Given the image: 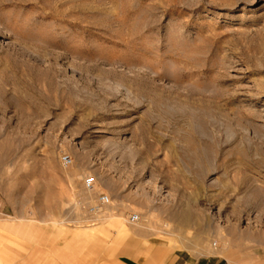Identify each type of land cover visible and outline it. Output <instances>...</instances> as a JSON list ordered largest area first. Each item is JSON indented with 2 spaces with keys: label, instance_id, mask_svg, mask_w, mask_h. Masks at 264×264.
Here are the masks:
<instances>
[{
  "label": "rangeland",
  "instance_id": "obj_1",
  "mask_svg": "<svg viewBox=\"0 0 264 264\" xmlns=\"http://www.w3.org/2000/svg\"><path fill=\"white\" fill-rule=\"evenodd\" d=\"M0 199L110 254L264 264V0H0Z\"/></svg>",
  "mask_w": 264,
  "mask_h": 264
},
{
  "label": "crops",
  "instance_id": "obj_2",
  "mask_svg": "<svg viewBox=\"0 0 264 264\" xmlns=\"http://www.w3.org/2000/svg\"><path fill=\"white\" fill-rule=\"evenodd\" d=\"M124 244L114 254L94 249L87 228L0 221V264H239L220 256L195 258L188 252ZM138 243V241H137Z\"/></svg>",
  "mask_w": 264,
  "mask_h": 264
},
{
  "label": "built area",
  "instance_id": "obj_3",
  "mask_svg": "<svg viewBox=\"0 0 264 264\" xmlns=\"http://www.w3.org/2000/svg\"><path fill=\"white\" fill-rule=\"evenodd\" d=\"M61 162L64 166H70L72 163H73V159L72 157L69 155V154H63L61 156ZM85 185L88 189H93L95 187V183H94V180L93 178L91 177H88L86 178L85 180ZM100 202L104 205H107V204H110L111 202V199L109 197V195H106V194H102L100 196ZM0 206H1V199H0ZM139 219V215L137 214H133L131 217H130V220L131 221H137Z\"/></svg>",
  "mask_w": 264,
  "mask_h": 264
}]
</instances>
